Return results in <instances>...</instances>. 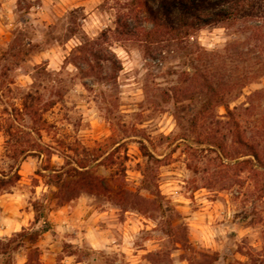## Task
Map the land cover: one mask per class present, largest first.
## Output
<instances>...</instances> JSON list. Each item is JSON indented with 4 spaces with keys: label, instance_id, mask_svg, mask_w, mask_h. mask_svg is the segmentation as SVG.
<instances>
[{
    "label": "rangeland",
    "instance_id": "1",
    "mask_svg": "<svg viewBox=\"0 0 264 264\" xmlns=\"http://www.w3.org/2000/svg\"><path fill=\"white\" fill-rule=\"evenodd\" d=\"M137 1L0 0V264H264V6Z\"/></svg>",
    "mask_w": 264,
    "mask_h": 264
},
{
    "label": "trees",
    "instance_id": "2",
    "mask_svg": "<svg viewBox=\"0 0 264 264\" xmlns=\"http://www.w3.org/2000/svg\"><path fill=\"white\" fill-rule=\"evenodd\" d=\"M146 1L138 0L137 4L144 6ZM152 2L155 4L151 19L154 27L159 29L163 25H168L167 34L175 33L176 36L187 35L189 31L201 29L215 22L235 21L250 16L255 19L261 18L258 16L259 8L264 6V0H152ZM250 152L253 159L260 164L258 154ZM10 182L9 178L1 175L0 190ZM70 185V182H66L62 187L71 192Z\"/></svg>",
    "mask_w": 264,
    "mask_h": 264
}]
</instances>
